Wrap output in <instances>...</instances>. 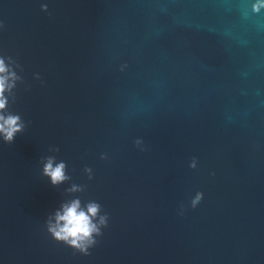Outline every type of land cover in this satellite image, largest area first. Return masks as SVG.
Here are the masks:
<instances>
[{
	"label": "water",
	"instance_id": "95a60500",
	"mask_svg": "<svg viewBox=\"0 0 264 264\" xmlns=\"http://www.w3.org/2000/svg\"><path fill=\"white\" fill-rule=\"evenodd\" d=\"M257 4L0 0V264H264ZM74 201L84 251L49 231Z\"/></svg>",
	"mask_w": 264,
	"mask_h": 264
},
{
	"label": "clouds",
	"instance_id": "9594fccd",
	"mask_svg": "<svg viewBox=\"0 0 264 264\" xmlns=\"http://www.w3.org/2000/svg\"><path fill=\"white\" fill-rule=\"evenodd\" d=\"M261 6L264 5L257 4L254 7L259 10ZM10 78H14V75L7 68L3 59H0V110L5 108L7 102L4 93L12 87L9 82ZM18 120L19 118L16 116L8 115L5 117L0 115V134H3L5 141H11L14 134L20 130ZM44 171L51 178L53 184H57L66 178L63 163L53 167L52 161L49 160ZM97 211L98 205L96 204L88 205L85 211L80 208L79 201H74L63 206L62 212H57L56 222L49 224V231L55 239L84 251L88 245L94 243L93 233L99 234L98 226L91 219L96 216ZM104 222V218H101L100 223L103 224Z\"/></svg>",
	"mask_w": 264,
	"mask_h": 264
}]
</instances>
